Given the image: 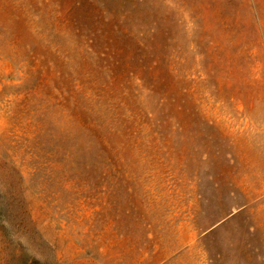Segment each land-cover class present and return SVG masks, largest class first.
<instances>
[{
  "label": "rangeland",
  "instance_id": "1",
  "mask_svg": "<svg viewBox=\"0 0 264 264\" xmlns=\"http://www.w3.org/2000/svg\"><path fill=\"white\" fill-rule=\"evenodd\" d=\"M15 180L0 264H264V0H0Z\"/></svg>",
  "mask_w": 264,
  "mask_h": 264
},
{
  "label": "trees",
  "instance_id": "2",
  "mask_svg": "<svg viewBox=\"0 0 264 264\" xmlns=\"http://www.w3.org/2000/svg\"><path fill=\"white\" fill-rule=\"evenodd\" d=\"M12 176H14V169L11 168ZM13 171V172H12ZM16 173V172H15ZM14 180V179H13ZM26 220V211L22 205V198L18 184L11 181L7 185H0V222L12 224L17 227V230L24 227ZM3 225V224H2ZM0 225V226H2ZM10 231H4L3 237L8 239Z\"/></svg>",
  "mask_w": 264,
  "mask_h": 264
}]
</instances>
